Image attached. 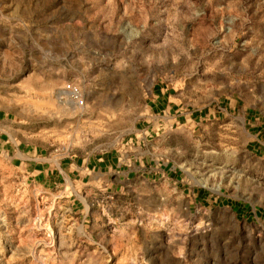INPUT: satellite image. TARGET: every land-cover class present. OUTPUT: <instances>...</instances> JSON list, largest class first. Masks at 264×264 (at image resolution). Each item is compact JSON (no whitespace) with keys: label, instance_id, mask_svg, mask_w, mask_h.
Wrapping results in <instances>:
<instances>
[{"label":"rangeland","instance_id":"1","mask_svg":"<svg viewBox=\"0 0 264 264\" xmlns=\"http://www.w3.org/2000/svg\"><path fill=\"white\" fill-rule=\"evenodd\" d=\"M0 264H264V0H0Z\"/></svg>","mask_w":264,"mask_h":264},{"label":"crops","instance_id":"2","mask_svg":"<svg viewBox=\"0 0 264 264\" xmlns=\"http://www.w3.org/2000/svg\"><path fill=\"white\" fill-rule=\"evenodd\" d=\"M110 157V156H109ZM108 162L109 163H111V157L108 159ZM100 163H103V164H105L104 162H100ZM102 165V164H101ZM28 167H31V170H32V172L34 173H40V172H37V165L36 166H34V165H32V164H29L28 165ZM58 169V168H57ZM59 170V171H58ZM57 171L60 173V171L62 170L61 168L60 169H58ZM68 172L70 173L71 171L70 170H68ZM80 172L81 173H83L84 172V174L86 175L85 177L87 178L88 176H90V177H93V175H94V173L93 172H88L87 170H85V169H80ZM107 173H109V174H107V176H113L114 175V173H118V174H120V173H123L120 169L119 170H115V171H107ZM99 176H103V174H101V175H99ZM128 177H131V175H128ZM133 177H135V175H133ZM126 193H130V191H128V192H126ZM143 193V194H142ZM200 192H198V194H197V199L199 200V197H200ZM141 195V196H140ZM134 197H136L138 200H140L141 201V203L142 202H147V203H149L150 204V206H153V204H154V202H156V199L154 200V198H153V196H151V191L150 192H139L138 191V194H136V195H134ZM141 197V198H140ZM160 199H162V196L160 197ZM145 200V201H144ZM127 203V202H126ZM128 204V203H127ZM152 216V215H151ZM149 217H150V215H149ZM141 218V220L143 219V216H139V218L138 219H140ZM164 219V217L163 216H159V218H158V220H159V222H162V220Z\"/></svg>","mask_w":264,"mask_h":264},{"label":"built area","instance_id":"3","mask_svg":"<svg viewBox=\"0 0 264 264\" xmlns=\"http://www.w3.org/2000/svg\"><path fill=\"white\" fill-rule=\"evenodd\" d=\"M62 94L66 96V98H68L71 102L80 106L84 105V101L81 99V95L76 88L69 85L62 91Z\"/></svg>","mask_w":264,"mask_h":264}]
</instances>
